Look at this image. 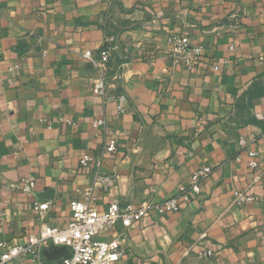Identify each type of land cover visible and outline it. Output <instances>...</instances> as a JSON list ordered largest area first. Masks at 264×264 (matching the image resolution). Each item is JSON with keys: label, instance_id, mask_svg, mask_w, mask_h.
<instances>
[{"label": "crops", "instance_id": "0c3cea01", "mask_svg": "<svg viewBox=\"0 0 264 264\" xmlns=\"http://www.w3.org/2000/svg\"><path fill=\"white\" fill-rule=\"evenodd\" d=\"M172 33L203 47L193 68L175 63ZM110 38L107 86L127 95L123 114L94 93L99 72L84 58ZM263 133L264 0H0V240L8 245L26 243L42 222L66 226L70 201L93 184L94 165L80 159L115 138L102 170L116 181L108 192L93 187L98 211L113 200L158 203L212 167L179 210L100 232L126 234L115 264H264ZM23 178L34 179L33 191L17 187ZM246 187L257 199L234 204L233 191ZM45 202L41 219L34 206ZM53 248L40 263L30 255L13 263L59 264L67 252Z\"/></svg>", "mask_w": 264, "mask_h": 264}, {"label": "built area", "instance_id": "2783aa9c", "mask_svg": "<svg viewBox=\"0 0 264 264\" xmlns=\"http://www.w3.org/2000/svg\"><path fill=\"white\" fill-rule=\"evenodd\" d=\"M109 41L111 44L104 46L97 57L88 50L84 53V58L92 62L99 72L100 78L94 84V93L101 96L104 103L115 102L118 112L123 114L128 110L127 95L123 92L112 93L107 86V74L112 69L111 60L114 50L112 42L114 38H110ZM166 45L178 65L193 68L201 60L203 47L194 44L187 35L172 33L167 37ZM233 47L231 46V48ZM93 125L103 127L105 120L97 119ZM260 137L264 142V133ZM242 142L244 141L242 140ZM116 150L117 140L111 138L105 142L99 156L93 158L90 155H84L80 159L82 167L94 165L93 184L81 191L79 197L70 201L71 217L66 226L57 227L42 222L39 231L30 233L26 243L8 245L0 240V246L6 247L0 253V264H14L15 259L24 255H30L33 260L40 263L43 251L60 246L68 247L70 254L62 257L59 264H115L125 253L126 234H120L110 240H103L98 238L100 232L111 229L118 222L126 228H130L151 210H156L158 213L179 210L180 199L190 198L191 193L199 194L201 181L212 173L210 165L199 167L192 173L190 183L180 186L178 194L158 203L145 201L140 205H134L131 203L122 204L118 200H113L105 210L92 209L91 204L96 200L93 187L99 184L105 192H108L115 184V176L102 170V160L105 154H111ZM250 155H255V152L250 151ZM251 165H257V162L252 161ZM17 187L23 191H33L35 181L33 178H23L18 182ZM256 199V194L249 187L233 191L234 204L241 205ZM48 207V202L36 203L34 209L42 219L44 211ZM1 215L0 213V217ZM211 254V250H206L201 251L199 255L207 257ZM139 264L146 263L140 262Z\"/></svg>", "mask_w": 264, "mask_h": 264}, {"label": "water", "instance_id": "95a60500", "mask_svg": "<svg viewBox=\"0 0 264 264\" xmlns=\"http://www.w3.org/2000/svg\"><path fill=\"white\" fill-rule=\"evenodd\" d=\"M57 248V253H59L60 255L64 253V251L67 252V254H64L65 256H68L70 254L69 248L66 246H60V247H56ZM55 249L53 248V250H47V252L45 253V255L48 257L49 254H51ZM49 251V252H48ZM64 256V257H65ZM60 258V257H59ZM58 257H54V259H59ZM61 260V258L59 259Z\"/></svg>", "mask_w": 264, "mask_h": 264}]
</instances>
